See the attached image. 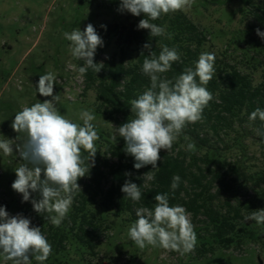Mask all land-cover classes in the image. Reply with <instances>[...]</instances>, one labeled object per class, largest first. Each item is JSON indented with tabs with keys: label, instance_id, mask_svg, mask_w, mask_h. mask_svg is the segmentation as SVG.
I'll list each match as a JSON object with an SVG mask.
<instances>
[{
	"label": "trees",
	"instance_id": "1",
	"mask_svg": "<svg viewBox=\"0 0 264 264\" xmlns=\"http://www.w3.org/2000/svg\"><path fill=\"white\" fill-rule=\"evenodd\" d=\"M241 2L239 10L245 25L235 29L221 48L215 47L211 31L185 11L152 21L165 26L171 39L153 38L148 30L138 29L143 15H132L126 23L107 25L105 34L115 37L117 49L101 61L103 47H98L94 62H103L104 67L98 73L89 69L83 75L85 88L95 91L96 108L106 120L119 127L131 119L130 101L149 87L150 80L141 71L144 57L140 56L142 46L148 42L157 54L161 43L175 47L180 53V61L165 74L168 78L194 67L201 53H215L216 75L207 85L214 99L204 109V119L189 124L171 151L161 150L155 180L144 179V174L152 170L151 165L134 168V157L125 153L122 137L97 129L94 166L79 179L83 183L82 192L75 196L67 218L59 227L44 223L42 217L39 219L38 227L52 245V254L44 264H70L66 255L71 248L95 254L100 240L98 231L110 227V216L129 214L135 220V206L153 208L157 193H168L170 205L183 206L193 219H198L199 236L212 238L216 246L240 245L252 232L256 222L244 218L252 211L264 209V187H258L248 199H241L238 186L264 182V168L255 169L246 161L248 140L264 147V140L254 131L261 122L257 120L250 125L248 120L257 107L264 109V39L255 31L259 28L264 32V0ZM83 64L79 60L78 67ZM189 142L195 143L194 152L186 150ZM230 154L238 156L229 159ZM174 175H179L181 182L173 192ZM125 180L141 187L140 201L125 197L121 191ZM29 209L25 212L30 218L38 219V215H30ZM203 232L208 236L202 235ZM259 236L264 237V233ZM33 263L37 264L35 260Z\"/></svg>",
	"mask_w": 264,
	"mask_h": 264
},
{
	"label": "clouds",
	"instance_id": "2",
	"mask_svg": "<svg viewBox=\"0 0 264 264\" xmlns=\"http://www.w3.org/2000/svg\"><path fill=\"white\" fill-rule=\"evenodd\" d=\"M193 2L120 0L118 11L133 16L143 15L138 29L148 30L153 38L167 36L171 39L165 26L152 21L162 15L189 9ZM255 31L264 39V32L259 28ZM63 36L70 41L71 55L84 62L78 67L79 74L84 75L89 69L98 73L104 67L103 62H94L96 50L103 46V40L91 23L83 31L75 28L64 32ZM140 56L144 57L142 74L149 78L150 85L130 101L132 118L114 128L125 141V153L134 157V168L138 170L151 165L152 170L144 174V179L155 180L161 150L171 151L189 124L204 119V109L214 99L207 85L216 75V56L215 53L203 52L194 62V67H187L172 78L165 74L181 59L175 47L161 43L157 54L148 42L142 46ZM54 83H57L55 73L40 75L36 92L51 99L23 106L15 114L11 127L25 138L19 144L6 137L0 139V151L5 155L16 152L24 161L14 170L16 178L11 188L22 195V202L30 201L33 210L44 220L59 227L67 218L75 196L82 192L78 180L88 175L94 166L95 142L99 134L93 123L96 119L93 112H79L82 124L61 114L57 107L61 96L53 94ZM248 120L250 125L257 120L261 122L254 131L264 140V109L257 107L249 114ZM195 149L194 142L187 143V151L194 152ZM125 175L130 176L131 173ZM180 182L181 177L174 175L171 182L173 192ZM121 191L134 202L142 198L141 187L131 180H125ZM33 193H37L39 198H33ZM153 199V208L136 210L137 219L128 229L129 238L141 250L151 246L182 256L193 253L197 234L191 214L183 206L170 205L168 193H157ZM244 219L264 225V209L252 211ZM51 254L52 245L41 227L33 226L31 219L23 214L10 215L4 206H0V258L4 264L9 261L11 264H33V260L44 264Z\"/></svg>",
	"mask_w": 264,
	"mask_h": 264
},
{
	"label": "rangeland",
	"instance_id": "3",
	"mask_svg": "<svg viewBox=\"0 0 264 264\" xmlns=\"http://www.w3.org/2000/svg\"><path fill=\"white\" fill-rule=\"evenodd\" d=\"M119 4L120 0H0V139H13L17 144L24 140L23 134L13 131L12 120L23 106L51 99L42 97L35 89L40 75L47 72L57 76L53 94L61 96L57 105L61 114L82 124L79 112L89 110L96 117L93 123L97 129L116 134L114 127L118 126L106 120L96 108L95 91L85 88L84 77L78 72L79 60L71 55L70 41L63 33L75 28L83 31L91 23L103 40L99 57L102 61L117 49L115 37L105 34L107 25L132 19L131 13L118 11ZM241 5V0H194L191 8L184 11L208 28L215 47L221 48L235 29L245 25L241 20ZM247 154L246 161L253 168H264L263 146L248 140ZM237 156L230 154L229 159ZM21 163L24 161L18 153L5 155L0 151V206L10 215L19 213L28 218L31 216L25 211L31 207L30 215L36 214L38 219H30L39 226L43 216L33 210L30 201L22 202V195L11 188L16 178L14 170ZM78 183L82 189L83 183L79 180ZM258 187H264V182L239 185V197L248 199ZM32 197L39 198L37 193ZM141 207L136 205L135 212ZM190 219L197 234V246L190 254L182 256L151 246L141 250L128 236V229L136 219L124 214L110 216V227L98 231L100 240L95 254L83 248L80 251L71 248L66 258L70 264H264V237L259 236L264 233L263 225L253 224L252 232L240 245L223 247L216 246L210 237L201 238L197 231L201 223L192 215ZM43 222L48 221L43 218ZM201 234L208 236L206 232ZM0 264H4L2 258Z\"/></svg>",
	"mask_w": 264,
	"mask_h": 264
},
{
	"label": "built area",
	"instance_id": "4",
	"mask_svg": "<svg viewBox=\"0 0 264 264\" xmlns=\"http://www.w3.org/2000/svg\"><path fill=\"white\" fill-rule=\"evenodd\" d=\"M31 222H32V221H31ZM32 225L35 226L33 222H32Z\"/></svg>",
	"mask_w": 264,
	"mask_h": 264
}]
</instances>
